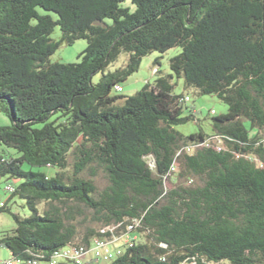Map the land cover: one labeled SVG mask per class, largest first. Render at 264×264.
<instances>
[{
	"label": "trees",
	"instance_id": "1",
	"mask_svg": "<svg viewBox=\"0 0 264 264\" xmlns=\"http://www.w3.org/2000/svg\"><path fill=\"white\" fill-rule=\"evenodd\" d=\"M78 40L77 62H49ZM175 47L169 69L184 88L227 106L211 135L176 130L195 118L172 75L112 94L143 57ZM0 111V178L21 181L5 191L29 211L0 203L15 224L0 234L5 262L48 263L134 224L110 264H264V0H0ZM97 169L102 191L83 177ZM82 209L102 228L80 232Z\"/></svg>",
	"mask_w": 264,
	"mask_h": 264
},
{
	"label": "rangeland",
	"instance_id": "2",
	"mask_svg": "<svg viewBox=\"0 0 264 264\" xmlns=\"http://www.w3.org/2000/svg\"><path fill=\"white\" fill-rule=\"evenodd\" d=\"M60 37V31L58 27H55L52 38L58 40ZM86 41L78 40L75 41L71 46L62 45L55 53L50 57V63H75L78 61V56L85 50ZM181 49L175 47L169 49L163 54L152 52L141 59L140 67L137 72L129 76L124 82L120 84L122 92L116 93L112 91L113 95H119L124 98L133 96L138 91H140L146 83L152 84L158 76H168L172 75L171 82L174 84L173 94L183 95L188 97L189 101L186 103L187 108L183 110L182 116H187L190 113L193 114L194 120L189 121L184 125L176 127V130L185 136L199 132L200 130L206 134L211 135V119L222 114L227 113V106L223 104L215 95H200L195 88H184V81L182 78L177 79L176 76L169 69V61L174 56L180 53ZM127 61V55L121 53L117 61L113 63L108 70L113 71L125 65ZM157 61V64H155ZM158 71L159 74L155 75ZM100 75L94 77V82L99 79ZM213 112V114H211ZM9 123L7 117L0 111V125H7ZM245 126L248 128L249 124L245 122ZM250 135L254 131L250 130ZM72 164V160H69ZM24 170H28V167L23 166ZM41 171L45 172L48 176H54L56 170L53 168H42ZM72 173V168L69 167L66 170V175L70 176ZM83 177L93 181L98 191H102L107 185L108 180L106 175L101 169H97L95 173H90L86 171L83 173ZM174 178V177H172ZM21 183L20 180H12L8 177L0 178V203L5 204L6 208L11 214H16L22 218L29 216V211L25 207L24 201L16 196H12L5 191L6 186L17 187ZM171 181H168L166 188H169ZM82 215H76V225L77 229L81 232L86 226H91L97 230L102 228L96 221H93L92 214L86 209H82ZM15 227L11 215L7 212H0V234L4 232H11ZM123 245V239L116 240L110 245V248L114 250L116 247ZM9 258L6 249L0 247V260L4 261ZM111 259L106 256H102L96 264H110ZM39 264H47L46 262H40ZM59 264H73L68 262H59ZM217 264H228L226 261Z\"/></svg>",
	"mask_w": 264,
	"mask_h": 264
},
{
	"label": "built area",
	"instance_id": "3",
	"mask_svg": "<svg viewBox=\"0 0 264 264\" xmlns=\"http://www.w3.org/2000/svg\"><path fill=\"white\" fill-rule=\"evenodd\" d=\"M115 92H122L121 86H115ZM188 97L185 98V101H188ZM213 114V112H212ZM187 152L191 151V148L186 149ZM179 152L178 154H180ZM8 192H13L14 189L11 186L6 188ZM2 207V204H0ZM135 225H130L127 227V232L122 233V235H115V230L118 226H113L109 228H103L100 230L101 235H105L107 233L111 234V238H95L90 247H65L59 251H56L47 264H57L58 262H70L74 264H87L90 260L99 261L102 256H106L108 259L113 260L117 256L121 255L122 249L120 247H116L114 250L110 248V245L116 240L123 239V244L132 246L134 237L130 234L134 229ZM90 256V257H89ZM90 258V260H88ZM0 264H39L38 261L24 262L22 260L16 261H0Z\"/></svg>",
	"mask_w": 264,
	"mask_h": 264
},
{
	"label": "crops",
	"instance_id": "4",
	"mask_svg": "<svg viewBox=\"0 0 264 264\" xmlns=\"http://www.w3.org/2000/svg\"><path fill=\"white\" fill-rule=\"evenodd\" d=\"M89 257H90V256H89ZM88 260H90V258H89ZM89 262H90V264H96V261H93V260H90ZM89 262H88V263H89Z\"/></svg>",
	"mask_w": 264,
	"mask_h": 264
}]
</instances>
